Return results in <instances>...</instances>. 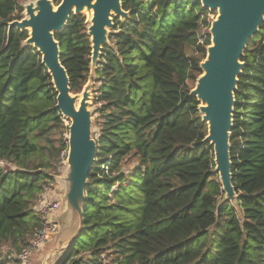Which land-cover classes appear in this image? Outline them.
Segmentation results:
<instances>
[{"label": "trees", "instance_id": "obj_1", "mask_svg": "<svg viewBox=\"0 0 264 264\" xmlns=\"http://www.w3.org/2000/svg\"><path fill=\"white\" fill-rule=\"evenodd\" d=\"M121 6L129 16L113 18L92 78L97 152L83 228L55 264H264V24L244 50L234 94L232 205L190 95L210 45L209 11L190 0ZM22 11L16 0H0V159L12 167L0 168V264H18L13 256L37 225L43 171L67 150L68 127L40 54L23 46L27 31L7 36ZM85 20L71 14L54 36L72 94L90 76Z\"/></svg>", "mask_w": 264, "mask_h": 264}, {"label": "water", "instance_id": "obj_2", "mask_svg": "<svg viewBox=\"0 0 264 264\" xmlns=\"http://www.w3.org/2000/svg\"><path fill=\"white\" fill-rule=\"evenodd\" d=\"M190 1L216 13L208 30L210 45L199 65L201 75L190 95L198 101L201 121L207 125L203 142L213 148L214 174L219 179L223 201L235 205L237 195L232 185L230 160L234 94L243 69L241 59L244 50L264 24V0ZM121 3L122 0H60L55 6L53 0H28L20 4L22 18L8 24V37L13 28L28 32L23 46H30L40 54L41 65L51 78L56 93L55 109L68 122L66 164L61 175L54 177L56 186L53 193V198L60 204L55 218L58 232L61 228L65 234L66 239L61 240L65 247L49 249L44 256L45 261L43 258L45 264L57 263L83 228L85 189L97 152L92 132L93 115L89 110L92 78L102 50L109 44L113 18L124 21L129 16ZM71 14L86 15L91 47L90 76L78 94L70 91L67 72L60 62V45L54 38L65 28Z\"/></svg>", "mask_w": 264, "mask_h": 264}, {"label": "built area", "instance_id": "obj_3", "mask_svg": "<svg viewBox=\"0 0 264 264\" xmlns=\"http://www.w3.org/2000/svg\"><path fill=\"white\" fill-rule=\"evenodd\" d=\"M19 4L28 0H16ZM212 12L207 14L208 18ZM205 37L204 34H202ZM203 37L199 39V43L203 42ZM67 150L63 151L56 165L43 171L45 177L41 185L40 193L37 196L34 207L37 225L33 233L30 235L29 241L22 248L20 253L13 258L18 264H30L33 255L42 250L49 244L50 240L58 232L59 225L56 220V214L59 210V202L53 198L55 180L54 177L59 176L62 167L66 164ZM0 168L3 170L12 168L5 161L0 159Z\"/></svg>", "mask_w": 264, "mask_h": 264}, {"label": "rangeland", "instance_id": "obj_4", "mask_svg": "<svg viewBox=\"0 0 264 264\" xmlns=\"http://www.w3.org/2000/svg\"><path fill=\"white\" fill-rule=\"evenodd\" d=\"M27 2V1H26ZM53 3H54V1H53ZM54 5L56 6V4L54 3ZM85 15V14H84ZM215 16H216V13L215 12H213L212 13V15H210V17L208 18L209 19V21L211 22V20H213L214 18H215ZM85 18H86V15H85ZM209 30V29H208ZM205 32H206V29H203L202 30V34H205ZM208 32V31H207ZM93 81V80H92ZM196 83V82H195ZM195 83H194V85H193V88H194V86H195ZM98 83H93L92 82V87H91V100H90V102H91V106L89 107V110L92 112V118L94 119L95 118V114H94V112H95V109H96V106L94 105V99H95V90L97 89V87H98ZM64 120V119H63ZM94 121V120H93ZM64 123H65V126H67L68 125V122L66 121V120H64ZM92 132H93V134H95V132H96V128L93 126L92 127ZM68 136V135H67ZM59 175H61V172L59 173ZM216 175V174H215ZM55 186H56V183H55ZM54 190H55V187H54ZM66 239V237H65V234H63L62 232H61V228H60V231L58 232V234L57 235H55L51 240H50V242H49V244L48 245H46L44 248H42V250L41 251H39L38 253H36V254H34L33 255V258H32V260H31V262H30V264H33V261H34V264H45V258H44V256H45V254L47 253V251L49 250V249H51V250H53V249H55V248H60V246L61 247H63L64 245H65V242H62L61 240H65ZM65 247V246H64ZM59 250V249H58ZM43 258H44V261H43ZM36 260V261H35ZM109 260V259H108ZM110 260H111V258H110Z\"/></svg>", "mask_w": 264, "mask_h": 264}, {"label": "crops", "instance_id": "obj_5", "mask_svg": "<svg viewBox=\"0 0 264 264\" xmlns=\"http://www.w3.org/2000/svg\"><path fill=\"white\" fill-rule=\"evenodd\" d=\"M36 261V260H35ZM33 264H34V261H33Z\"/></svg>", "mask_w": 264, "mask_h": 264}]
</instances>
